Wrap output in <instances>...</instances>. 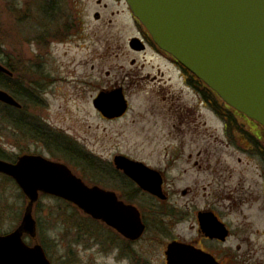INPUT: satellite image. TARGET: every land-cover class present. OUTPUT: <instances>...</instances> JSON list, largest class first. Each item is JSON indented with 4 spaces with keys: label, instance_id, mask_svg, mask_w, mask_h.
Masks as SVG:
<instances>
[{
    "label": "rangeland",
    "instance_id": "rangeland-1",
    "mask_svg": "<svg viewBox=\"0 0 264 264\" xmlns=\"http://www.w3.org/2000/svg\"><path fill=\"white\" fill-rule=\"evenodd\" d=\"M45 1L0 0V56L14 58L19 78L28 86L31 98H43V101L37 100L36 103L22 101L31 115L60 129L72 142L92 155L110 158L112 153L120 152L155 168L165 169L170 188L175 192L172 200L176 201V206H182L187 200L196 207L203 206V187L209 183L212 188L216 186L213 183L214 174L202 168L207 163L220 165L221 180L234 191H241L242 187L245 190L250 185L258 188L260 178L256 165H259V158L250 156L237 145L239 142L227 143L221 134L219 122L207 110L199 112L200 121L205 120L206 125H200L197 130L192 125L188 128L172 127L171 124L175 122L170 111L172 103L179 100L180 103L192 105V98H197V95L182 83L171 65L159 64L164 71V82H153L146 77L136 85L125 82L128 84L125 97L129 101V109L118 120L109 122L102 119L92 104L97 92L110 82L121 79L127 70L137 69L141 75H157L158 62L149 60V56L144 60L138 54L135 55L137 65H132L129 57L122 54L123 40L129 32L120 31L118 37L108 38L104 30H110L111 26L100 29V25H92L91 21L84 26L87 34L81 33V36L52 44L48 54L47 49L41 51L44 44L40 41L65 39L62 35L49 40L52 37L48 34H57L58 30L59 35L57 24L56 28H51L49 22L35 15ZM43 62L44 71L40 70ZM193 112L197 114V111ZM0 113V133L5 136L3 144L10 148L3 121L6 113ZM199 148L202 149L200 156L197 155ZM195 159L202 160L201 168L194 165ZM61 160L87 180L104 183L102 175L92 176L96 173H90L81 165L67 162L62 157ZM188 186L192 193L182 196L181 191ZM210 187L207 186V190ZM149 201L145 197L140 199L143 210L149 207ZM234 201L232 211L224 212L225 218L236 226L238 232V238H232V242L241 243L240 239H245L250 231L255 228L262 230L264 210L261 209L260 199L238 201L236 198ZM26 202L15 183L0 178V233L9 232L19 225ZM229 204L230 201L224 199L218 208H225ZM76 210L72 203L61 198L40 194L32 209L37 224L36 237L31 239L25 235V241L28 244L39 242L52 264H128L122 257L119 261L115 259L118 251L113 248L98 253L91 249L93 245L82 239L81 227L76 229L78 223L82 225L87 219L82 218ZM144 214L148 216L150 213L146 211ZM156 218V224L165 231V214H158ZM148 221H151L150 218ZM88 224L101 232L97 223ZM76 230L79 232V242H76ZM249 236L258 245L262 244V236ZM154 244L156 246L153 243L141 248L139 255L142 261L146 260L142 264H162V245L156 248ZM76 246L78 256L75 255Z\"/></svg>",
    "mask_w": 264,
    "mask_h": 264
},
{
    "label": "flooded vegetation",
    "instance_id": "flooded-vegetation-1",
    "mask_svg": "<svg viewBox=\"0 0 264 264\" xmlns=\"http://www.w3.org/2000/svg\"><path fill=\"white\" fill-rule=\"evenodd\" d=\"M30 12L32 13L31 16H33V12L31 10ZM36 13L35 15H38L43 21L49 22L48 26L56 28L57 24L60 30L59 35H57L58 30L57 34H48L47 36L52 37L49 40L58 39L62 35L65 36L64 40L40 41L44 46L39 48L44 52L47 49V54L52 44L64 42L77 35L81 36V33L87 34L84 26L88 22H92V25H100V29L111 26L110 30H104L108 38L118 37L120 31L129 32L123 40L122 54L129 57L132 65H137L136 63L138 62L135 55L141 54L144 60H147L146 56H149V60L158 62L156 67L157 75H141L137 69L127 70L123 72L121 79L118 78L110 82V85L106 86L107 88H101L99 91L121 87L124 95H126L125 87L129 83L136 85L144 77L153 82H164V71L161 70L160 63L163 66H173L178 72L182 83L191 88L197 98H192V105L180 103L179 100L176 103H172L170 111L175 121L171 124L172 127L186 126L188 128L192 125L197 130L200 125H206L205 120L200 121L199 112L207 110L213 119L219 122L221 134L227 143L239 142L237 145H240V148L248 152L250 156L259 158V165H256V168L259 170L257 174L260 178V183L257 184L258 188L255 185H250L245 190L242 187L241 191H234L221 180L222 170L218 163H207L206 167H202V160L195 159L194 165L196 167H202L205 171L208 170L210 174H214L213 183H216V186L212 188L209 183L207 185L210 187L209 190H207V186L203 187V206L196 207L190 200L184 201L182 206H176V201L172 200L175 192H172L170 188L165 169L155 168L143 160L132 158L120 152L112 153L110 158L92 155L75 142H72L60 129L44 123L41 120L42 118L31 115L22 101L36 103L37 100L43 101V98H31L28 86H25L22 78H19L15 68L17 63L14 58L9 56H0V65L7 70V72L0 70V77L5 76V83L9 87L7 89L0 88L11 95L20 105L14 106L0 102V105H4L8 109L3 121L6 124V139L10 145V148H7L3 144L5 136L1 132L0 160L15 164L24 155H35L51 161L62 162L88 187L97 186L109 191L115 195L117 201L137 209L144 224V229L139 237L131 239L115 227L85 214L73 204L78 210L76 211L79 214L81 213L82 218L87 219L86 223L82 225L78 223L76 229L78 230L81 227L82 239L93 245L91 249L96 253L102 250L109 251V249L113 248V250L118 251L115 255L116 260L119 261L122 257V259L127 260L128 264H142L146 260L142 261V256H140L141 248L156 243V246L154 244L156 248L158 245L159 247L162 245V260L160 261L162 264H264V247H262L264 246V227L260 231L255 228L247 234L245 239H240L241 243L247 242V244H241L237 241L233 243L232 238H238V232L236 226L225 218L224 212L232 211L236 198L238 201L260 199L261 209L264 210V126L228 105L213 90L208 88L204 82L192 77L190 72L171 54L159 48L154 43L148 30L134 16L127 0H46L44 4L40 5ZM44 34L46 36L45 31ZM40 67V70L44 71V62L43 64L41 63ZM43 74L45 75V73ZM106 74L109 75L108 72ZM127 107L129 109L128 100ZM193 110L197 111V114ZM97 112L102 119L109 122L118 120L124 115L116 118H107L98 110ZM201 151L202 149L199 148L198 156H200ZM117 155L127 156L156 171V175L161 179L160 189L163 197L143 189L135 179L125 173L124 169L117 167L114 159ZM61 157L67 162L72 161L81 165L84 170L86 168L90 173H96L92 174V176L102 175L104 183L92 179L87 180L76 169L62 161ZM170 161L173 162L172 159ZM203 162H205V158ZM136 174L141 179L152 176L150 172L143 169L136 172ZM0 178L7 182L15 183L14 178L5 173L0 172ZM236 192L238 193L237 195ZM191 193L192 189L190 186L181 191L182 196H189ZM144 197L151 202L149 207L145 208L147 213H150L148 216L151 221H148V216L144 214L146 211L143 210L140 204V199ZM224 199L230 201V204L225 208H218ZM166 205L168 206L167 208L165 207ZM158 214H165V231L161 230L155 222ZM88 222H91V224L97 223L101 227L99 229L101 232L92 228ZM219 229H222L225 233L222 235L219 233ZM77 230L76 242H79V232ZM254 234L256 237H263L261 245H258L256 240L249 239V235ZM77 246H80L79 243H77ZM77 246L75 255L78 256ZM169 246L170 249L168 248ZM244 246L247 247L243 249L242 247ZM258 246L261 247L257 248ZM77 263H79L78 260ZM73 264L76 263L74 262Z\"/></svg>",
    "mask_w": 264,
    "mask_h": 264
},
{
    "label": "water",
    "instance_id": "water-1",
    "mask_svg": "<svg viewBox=\"0 0 264 264\" xmlns=\"http://www.w3.org/2000/svg\"><path fill=\"white\" fill-rule=\"evenodd\" d=\"M127 1L161 49L228 105L264 126V0ZM0 70L7 72L1 65ZM0 101L20 105L2 89ZM92 103L107 118L127 109L121 87L100 91ZM114 159L143 189L163 197L156 171L124 155ZM141 169L152 176L141 179L136 174ZM0 172L12 176L27 199L19 225L0 234V264H50L38 242L29 245L23 239L24 234L36 237L32 209L40 192L74 203L131 239L144 229L137 209L117 201L109 191L88 187L63 163L24 155L15 164L0 160Z\"/></svg>",
    "mask_w": 264,
    "mask_h": 264
},
{
    "label": "trees",
    "instance_id": "trees-1",
    "mask_svg": "<svg viewBox=\"0 0 264 264\" xmlns=\"http://www.w3.org/2000/svg\"><path fill=\"white\" fill-rule=\"evenodd\" d=\"M191 76L194 77L195 79H197L194 75L191 74ZM5 80H6L5 76H1V77H0V87H2V88H4V89H7V88H9V87H8V85L5 83ZM197 80H198V79H197ZM207 90H208V88H207ZM7 110H8V109H7L6 106L1 105V107H0V111H1V112L6 113ZM82 153H83V152H82ZM83 154H84V153H83Z\"/></svg>",
    "mask_w": 264,
    "mask_h": 264
}]
</instances>
